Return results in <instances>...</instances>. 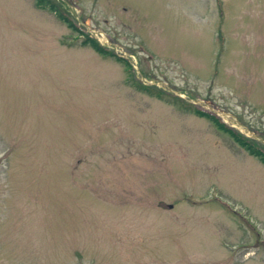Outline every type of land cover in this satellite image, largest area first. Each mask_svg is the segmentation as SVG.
Returning a JSON list of instances; mask_svg holds the SVG:
<instances>
[{
    "label": "rangeland",
    "instance_id": "1",
    "mask_svg": "<svg viewBox=\"0 0 264 264\" xmlns=\"http://www.w3.org/2000/svg\"><path fill=\"white\" fill-rule=\"evenodd\" d=\"M37 1L0 0V264H264V161L194 109L264 147V0Z\"/></svg>",
    "mask_w": 264,
    "mask_h": 264
},
{
    "label": "trees",
    "instance_id": "2",
    "mask_svg": "<svg viewBox=\"0 0 264 264\" xmlns=\"http://www.w3.org/2000/svg\"><path fill=\"white\" fill-rule=\"evenodd\" d=\"M37 4L39 7L46 8L54 12L59 19L64 21L69 27L74 29L75 31H79L78 27L73 23L72 20L69 19V17L66 15L64 11H62L56 3H53L52 0H38ZM87 44H91L95 48L96 51L100 53H106L110 55H114L113 52L107 50L104 46H101L98 41L92 38H87L85 41H83ZM125 60V59H123ZM129 64V68L131 67L130 63L125 60ZM200 115L202 116H208L209 118H212L214 120L218 127L227 132L234 140H237L241 145L244 147H247V149L253 154L256 155L257 157L259 156L262 161H264V150L256 147L254 144H251L242 134L239 132L235 131L234 129L230 128L227 126L225 123L221 121V119L212 113L206 112L204 110L197 109L196 110Z\"/></svg>",
    "mask_w": 264,
    "mask_h": 264
}]
</instances>
